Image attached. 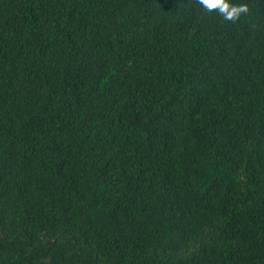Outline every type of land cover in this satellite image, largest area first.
Masks as SVG:
<instances>
[{
    "label": "trees",
    "instance_id": "16d2710c",
    "mask_svg": "<svg viewBox=\"0 0 264 264\" xmlns=\"http://www.w3.org/2000/svg\"><path fill=\"white\" fill-rule=\"evenodd\" d=\"M187 2L0 0V264H264V0Z\"/></svg>",
    "mask_w": 264,
    "mask_h": 264
},
{
    "label": "clouds",
    "instance_id": "9594fccd",
    "mask_svg": "<svg viewBox=\"0 0 264 264\" xmlns=\"http://www.w3.org/2000/svg\"><path fill=\"white\" fill-rule=\"evenodd\" d=\"M195 3L204 12L216 13L222 20L231 23H236L242 16L250 12L248 3H234L233 0H195Z\"/></svg>",
    "mask_w": 264,
    "mask_h": 264
}]
</instances>
